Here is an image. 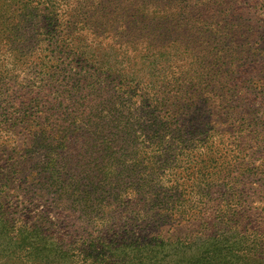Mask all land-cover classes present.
Listing matches in <instances>:
<instances>
[{
	"label": "trees",
	"instance_id": "1",
	"mask_svg": "<svg viewBox=\"0 0 264 264\" xmlns=\"http://www.w3.org/2000/svg\"><path fill=\"white\" fill-rule=\"evenodd\" d=\"M240 3L0 0V264H264V4ZM185 164L243 212L201 218ZM67 194L80 232L41 210Z\"/></svg>",
	"mask_w": 264,
	"mask_h": 264
},
{
	"label": "rangeland",
	"instance_id": "2",
	"mask_svg": "<svg viewBox=\"0 0 264 264\" xmlns=\"http://www.w3.org/2000/svg\"><path fill=\"white\" fill-rule=\"evenodd\" d=\"M242 3H240L239 6L244 7L245 6V12H246V8H247V3H245V0H241ZM249 3H257V4H264V0H249ZM263 23H264V12L261 15ZM83 39V34H82V38ZM81 45L83 46V43H81ZM5 59L0 56V68H2V66L5 64ZM5 68H3L4 70H13L14 72H16L18 69H22L19 67V64L17 61H14L13 65H9V62L4 65ZM75 65H69L67 68L68 69H72L74 68ZM71 74L76 77V78H81V74L82 73H78V71H72ZM21 76V73H20ZM2 100H0L1 102ZM171 157L172 154L168 153L167 156L163 159L164 164L166 166H168L169 162L171 161ZM2 159V157L0 158ZM3 163H0V165H2ZM78 165H82V163H78ZM194 170V169H193ZM192 171V169L185 164L181 171V176L184 180V182H181V185L184 186L185 188V196L188 199L194 200L197 199L199 201H201L202 203H197L198 206H201V209L199 210V215L201 218H208V216L210 215H219V212H232V211H227L224 207L225 205H229L231 207L233 206H237V210H233L234 212H243V208L240 207L241 206V201L238 202V204H235V200H239L236 196H235V190L232 191V187H236V183L234 185V183L229 180H226L225 182L222 181H217V184H214L213 186L208 185V184H204L202 185L200 188L202 189L201 191H203L202 193V198L197 197L198 194H194V191L198 190V189H194V185H191V183H189L188 181H186V179H189V174ZM240 187H237V190H240ZM21 200V199H20ZM78 197L75 194H67V196L64 197V199H59L57 201H54V199L49 200L50 202H48V204H45L44 206L49 205L48 207H42L41 210H47L50 212H68V214H74L75 217H73L75 219V221L81 220L82 223H80V225H74L72 228L74 230L78 232H80L81 228H83V218H79V212H83V214H86V212H93L88 210L86 207L83 206V203H78L77 202ZM14 204H17L16 201H13ZM258 203L254 204V207L258 206ZM106 218L108 220H110L111 216L116 213L114 211H106ZM131 212V211H129ZM245 212V211H244ZM193 214H195L196 212H191ZM227 219H234V218H230V214H227ZM94 222V221H93ZM163 230L158 232H163V235H178V234H184L185 230L189 229H193L191 226L188 227L187 224L184 223H180L178 226H176V224H168L166 226L162 227ZM176 230V231H175ZM150 231H153V229L151 228Z\"/></svg>",
	"mask_w": 264,
	"mask_h": 264
}]
</instances>
